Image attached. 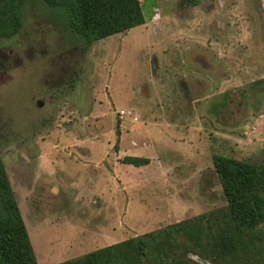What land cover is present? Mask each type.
<instances>
[{"label":"rangeland","instance_id":"1","mask_svg":"<svg viewBox=\"0 0 264 264\" xmlns=\"http://www.w3.org/2000/svg\"><path fill=\"white\" fill-rule=\"evenodd\" d=\"M138 1L142 25L86 45L26 0L0 40V159L37 264L224 208L212 155L264 166V0ZM240 239L217 264H264V224Z\"/></svg>","mask_w":264,"mask_h":264},{"label":"trees","instance_id":"2","mask_svg":"<svg viewBox=\"0 0 264 264\" xmlns=\"http://www.w3.org/2000/svg\"><path fill=\"white\" fill-rule=\"evenodd\" d=\"M25 1L0 0V40L19 33ZM41 1L86 45L143 24L138 0ZM210 159L224 208L58 264H185L186 255L217 264L236 257L241 234L264 224V166L218 155ZM121 163L140 167L148 159L124 156ZM11 189L0 159V264H37ZM212 216L219 221L215 231L208 225Z\"/></svg>","mask_w":264,"mask_h":264},{"label":"crops","instance_id":"3","mask_svg":"<svg viewBox=\"0 0 264 264\" xmlns=\"http://www.w3.org/2000/svg\"><path fill=\"white\" fill-rule=\"evenodd\" d=\"M228 69H229L230 72L232 71L231 68H228ZM228 81H229L228 83L230 84V83H231V79L228 80ZM223 82H226V79H225ZM226 83H227V82H226ZM229 86L232 87L231 84H230ZM229 86H228V87H229ZM229 89H230V88H229ZM132 154H134V153H132ZM129 156H131V154H129ZM210 165H211V164H210ZM144 166H145V165H144ZM142 167H143V166H142ZM210 167H211V169H212V165H211ZM138 168H140V167H138ZM212 170H213V169H212ZM212 173H213V175H215L214 172H212ZM219 190L221 191L220 186H219ZM220 194H221V196H222V193H221V192H220ZM20 212H21V211H20Z\"/></svg>","mask_w":264,"mask_h":264},{"label":"built area","instance_id":"4","mask_svg":"<svg viewBox=\"0 0 264 264\" xmlns=\"http://www.w3.org/2000/svg\"><path fill=\"white\" fill-rule=\"evenodd\" d=\"M119 115H124V112L123 111H120L119 112ZM132 120H135V118L133 117Z\"/></svg>","mask_w":264,"mask_h":264}]
</instances>
